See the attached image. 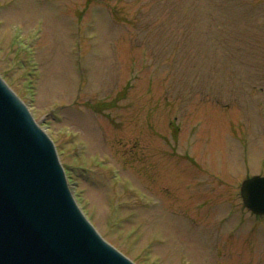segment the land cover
Instances as JSON below:
<instances>
[{
    "label": "rangeland",
    "instance_id": "374dc122",
    "mask_svg": "<svg viewBox=\"0 0 264 264\" xmlns=\"http://www.w3.org/2000/svg\"><path fill=\"white\" fill-rule=\"evenodd\" d=\"M0 74L134 262L264 264V0H0Z\"/></svg>",
    "mask_w": 264,
    "mask_h": 264
},
{
    "label": "water",
    "instance_id": "95a60500",
    "mask_svg": "<svg viewBox=\"0 0 264 264\" xmlns=\"http://www.w3.org/2000/svg\"><path fill=\"white\" fill-rule=\"evenodd\" d=\"M52 144L0 81V264H133L76 210ZM264 213V177L242 183Z\"/></svg>",
    "mask_w": 264,
    "mask_h": 264
}]
</instances>
